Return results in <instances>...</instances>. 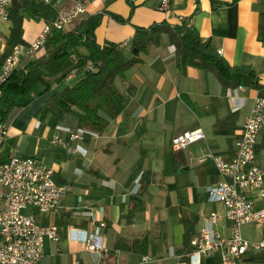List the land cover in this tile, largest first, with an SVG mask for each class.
I'll use <instances>...</instances> for the list:
<instances>
[{
	"label": "crops",
	"instance_id": "crops-1",
	"mask_svg": "<svg viewBox=\"0 0 264 264\" xmlns=\"http://www.w3.org/2000/svg\"><path fill=\"white\" fill-rule=\"evenodd\" d=\"M84 1L85 13L67 29L103 10L128 19L119 22L105 13L95 31L99 44L117 43L126 59L131 57L136 27L190 20L201 40L210 41L229 65L252 68L264 85V0H170L168 13L157 9L159 0H135L132 11L124 0ZM70 4L65 1L55 8L59 11ZM44 25L42 20L24 19L23 38L28 43L24 48L38 38ZM10 26L9 20L0 19V56ZM79 52L87 55L84 47ZM27 62L22 55L19 67ZM76 81L77 76L65 78L44 95L37 89L32 100L13 113L1 143L7 144V153L6 160L0 156V161L11 155L36 158L53 170L56 183L68 187L60 211L39 217L40 221L46 217L60 231L59 241L45 242L40 264H189L185 220L190 238L208 225L229 237L231 224L222 204L206 201V187L225 180L212 155L233 156L254 98H264V89L242 85L239 90L222 85L210 72L193 67L182 71L165 37L143 55L141 63L114 78L120 95L134 89L120 114L109 120L101 134L73 142L67 130L79 129L77 117L63 114L54 121L47 116L39 127L37 113L53 92ZM194 129L203 131L202 140L172 150L174 135ZM54 136L61 142H53ZM256 162L264 167V132L258 138ZM248 196L260 205L258 192L248 191ZM211 213L217 214L213 224L208 222ZM99 222L106 224L100 233L106 247L103 257L67 235L70 227L92 231ZM241 234L250 241L261 240L264 223L244 224ZM237 263L264 264V251L248 252ZM199 264H218V258L203 256Z\"/></svg>",
	"mask_w": 264,
	"mask_h": 264
},
{
	"label": "built area",
	"instance_id": "built-area-1",
	"mask_svg": "<svg viewBox=\"0 0 264 264\" xmlns=\"http://www.w3.org/2000/svg\"><path fill=\"white\" fill-rule=\"evenodd\" d=\"M42 1L53 6L65 1H71V4L59 10L51 24L43 26L38 38L28 48L21 45L13 48L0 64V85L19 67L22 55L25 54L28 61L36 58L52 29L67 30V26L86 11L84 0ZM10 2L0 0V19L3 21L8 20ZM157 9L168 13L170 0H159ZM185 23L188 26L191 24L190 20ZM87 68L94 70L92 65ZM75 76L76 73L71 72L66 78ZM237 89L243 90V86L239 85ZM261 132H264V98L255 97L235 140L233 156L224 158L212 155L216 168L225 180L217 186L206 187V201L222 204L231 224L230 236H221L210 225L203 228L190 238V251L187 253L189 264H199L203 256H216L218 264H238L246 253L264 251V238L250 241L241 234L244 224L264 223V167L256 162V147ZM6 133L7 124L0 123V144ZM67 133L74 142L81 141L87 131L79 128L76 131L67 130ZM203 138L201 129L185 130L171 138L170 146L174 151H181ZM52 141L61 142V139L54 136ZM78 146H73V150ZM248 191L258 192L259 206L248 196ZM67 193L66 185L56 183L53 170L36 158L11 155L7 161H0V264H40L45 242L59 241L60 231L56 226L42 224L37 217L58 213ZM216 218L217 214L211 213L209 224L215 223ZM105 226L104 222H99L92 231L70 227L67 235L71 240L84 243L86 249L96 257H103L106 247L100 233ZM148 259L147 256L143 257L144 261Z\"/></svg>",
	"mask_w": 264,
	"mask_h": 264
},
{
	"label": "trees",
	"instance_id": "trees-1",
	"mask_svg": "<svg viewBox=\"0 0 264 264\" xmlns=\"http://www.w3.org/2000/svg\"><path fill=\"white\" fill-rule=\"evenodd\" d=\"M124 1L131 11L136 7L135 0ZM105 13L119 22L128 21L118 14L103 10L82 18L71 29H52L47 34L36 58L15 68L0 85V123L7 124L17 109L32 100L37 89L41 88L40 95L48 94L69 73L75 72L77 81L53 92L37 113L39 127L47 116L58 121L63 114H71L78 118V127L87 131L84 136L101 134L109 120L120 114L123 104L134 92L133 88H128L126 95H120L113 83L114 78L122 77L126 69L141 63L143 55L151 47L158 46L165 37L173 47L176 64L182 71L193 67L210 72L222 85L230 88L243 85L264 89L255 70L248 66L229 65L213 49L210 41H202L198 33L185 22L171 25L164 21L148 27H136L130 47L131 57L126 59L117 43L97 42L95 31ZM57 14L55 6L42 0H11L8 8L11 26L5 38L0 64L15 46L28 45L23 38L25 18L51 24ZM79 47H84L87 55L81 54ZM88 65H92L94 70H88ZM41 222L49 225L46 217H42ZM55 223L58 224L57 219ZM184 224L189 251V221L185 220ZM121 244L118 242L117 247L120 248Z\"/></svg>",
	"mask_w": 264,
	"mask_h": 264
},
{
	"label": "rangeland",
	"instance_id": "rangeland-1",
	"mask_svg": "<svg viewBox=\"0 0 264 264\" xmlns=\"http://www.w3.org/2000/svg\"><path fill=\"white\" fill-rule=\"evenodd\" d=\"M6 153H7V144H4L3 147L2 145L0 144V156L3 157V160H6ZM37 219L39 220V216L37 217Z\"/></svg>",
	"mask_w": 264,
	"mask_h": 264
}]
</instances>
